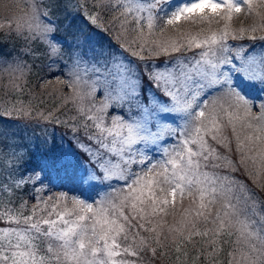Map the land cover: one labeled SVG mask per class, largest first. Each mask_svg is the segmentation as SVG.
<instances>
[{
	"label": "snow or ice",
	"instance_id": "snow-or-ice-1",
	"mask_svg": "<svg viewBox=\"0 0 264 264\" xmlns=\"http://www.w3.org/2000/svg\"><path fill=\"white\" fill-rule=\"evenodd\" d=\"M4 9L0 264H264V0Z\"/></svg>",
	"mask_w": 264,
	"mask_h": 264
},
{
	"label": "trees",
	"instance_id": "trees-1",
	"mask_svg": "<svg viewBox=\"0 0 264 264\" xmlns=\"http://www.w3.org/2000/svg\"><path fill=\"white\" fill-rule=\"evenodd\" d=\"M9 2V0H0V15L3 14H7L5 9H4V5L7 4ZM168 36H172L171 33L166 34V36H162L161 39L167 38ZM5 51H7V49H5ZM45 100L48 101L49 106L51 105L52 101H49L47 97H45ZM36 101H34L35 103ZM15 122L13 121H9L8 124L9 125H14ZM38 130V129H37Z\"/></svg>",
	"mask_w": 264,
	"mask_h": 264
},
{
	"label": "rangeland",
	"instance_id": "rangeland-1",
	"mask_svg": "<svg viewBox=\"0 0 264 264\" xmlns=\"http://www.w3.org/2000/svg\"><path fill=\"white\" fill-rule=\"evenodd\" d=\"M9 125V124H8ZM10 127L12 126V125H9Z\"/></svg>",
	"mask_w": 264,
	"mask_h": 264
}]
</instances>
